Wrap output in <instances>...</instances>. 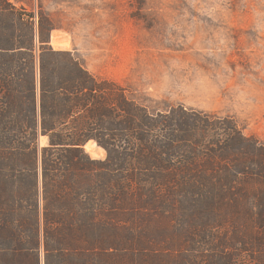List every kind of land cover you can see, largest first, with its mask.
I'll list each match as a JSON object with an SVG mask.
<instances>
[{
	"label": "trees",
	"instance_id": "1",
	"mask_svg": "<svg viewBox=\"0 0 264 264\" xmlns=\"http://www.w3.org/2000/svg\"><path fill=\"white\" fill-rule=\"evenodd\" d=\"M52 30L0 0V264H264V144L152 112Z\"/></svg>",
	"mask_w": 264,
	"mask_h": 264
},
{
	"label": "rangeland",
	"instance_id": "2",
	"mask_svg": "<svg viewBox=\"0 0 264 264\" xmlns=\"http://www.w3.org/2000/svg\"><path fill=\"white\" fill-rule=\"evenodd\" d=\"M11 2L36 27L53 28L54 50L73 53L98 78L132 87L152 112L185 107L228 116L264 144V0ZM85 150L106 158L96 143Z\"/></svg>",
	"mask_w": 264,
	"mask_h": 264
},
{
	"label": "bare ground",
	"instance_id": "3",
	"mask_svg": "<svg viewBox=\"0 0 264 264\" xmlns=\"http://www.w3.org/2000/svg\"><path fill=\"white\" fill-rule=\"evenodd\" d=\"M93 143H94V142H93ZM88 147H89V146H88ZM86 149H88V150H89L90 148H87V147H86ZM90 150H91V149H90Z\"/></svg>",
	"mask_w": 264,
	"mask_h": 264
},
{
	"label": "crops",
	"instance_id": "4",
	"mask_svg": "<svg viewBox=\"0 0 264 264\" xmlns=\"http://www.w3.org/2000/svg\"><path fill=\"white\" fill-rule=\"evenodd\" d=\"M112 80H115V79H112Z\"/></svg>",
	"mask_w": 264,
	"mask_h": 264
}]
</instances>
